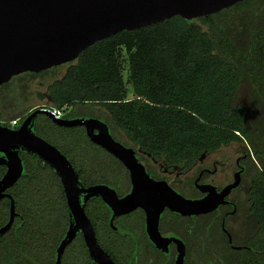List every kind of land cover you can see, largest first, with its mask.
Returning <instances> with one entry per match:
<instances>
[{
  "label": "trees",
  "instance_id": "trees-1",
  "mask_svg": "<svg viewBox=\"0 0 264 264\" xmlns=\"http://www.w3.org/2000/svg\"><path fill=\"white\" fill-rule=\"evenodd\" d=\"M66 63L63 75L47 86L50 107L62 109L66 118L98 117L115 139H126L168 165L189 166L204 151L239 142L245 154L241 204L255 233L235 239L248 247L225 244L217 264H264V0H241L206 16L176 14L123 29ZM50 68L22 73L34 76ZM15 76L0 85V122L6 125L16 117L20 123L24 112L16 110ZM242 84L247 96L238 103ZM32 128L68 157L83 183L95 182L94 168L108 153L82 125L62 126L38 113ZM20 156L23 172L7 189L15 216L0 235V264H56L55 248L68 220L63 189L47 162L30 152L20 151ZM5 169L0 164V177ZM89 214L98 229L103 220L95 219L97 211ZM8 217L4 196L0 226ZM89 259L79 237L65 249L61 264H88Z\"/></svg>",
  "mask_w": 264,
  "mask_h": 264
},
{
  "label": "water",
  "instance_id": "water-1",
  "mask_svg": "<svg viewBox=\"0 0 264 264\" xmlns=\"http://www.w3.org/2000/svg\"><path fill=\"white\" fill-rule=\"evenodd\" d=\"M241 0H0V85L22 72H38L75 59L96 40L120 30H132L173 15L191 19L206 16ZM44 113L62 126L82 125L88 138L118 157L128 168L131 189L118 197L103 184L84 186L68 157L32 128L33 118ZM20 151L30 152L47 162L61 182L70 214L69 227L55 248V263L61 264L65 247L77 230H81L90 256L98 264H115L99 245L90 218L84 210L88 196L100 195L112 209L111 220L122 213L142 207L150 239L159 243L157 223L164 207L184 215L207 213L226 201L232 188L239 185L243 167L221 189L205 183L196 186L205 194L186 197L165 180H155L136 158L132 146L116 140L105 121L94 116L55 117L50 107H35L18 126L0 122V164L6 169L0 177V198H9V217L0 226V235L12 225L15 202L7 189L23 172ZM80 193H84L81 201ZM178 256L182 264L184 243L177 237ZM231 239V237L229 238ZM240 247V246H235Z\"/></svg>",
  "mask_w": 264,
  "mask_h": 264
},
{
  "label": "flooded vegetation",
  "instance_id": "flooded-vegetation-1",
  "mask_svg": "<svg viewBox=\"0 0 264 264\" xmlns=\"http://www.w3.org/2000/svg\"><path fill=\"white\" fill-rule=\"evenodd\" d=\"M32 109L30 108L22 113L20 116L21 121ZM35 117L33 118L32 125ZM61 117H64V113H62ZM20 123H17L16 126ZM120 142L127 146H132L126 142ZM102 149L104 153L108 154L103 157L98 164L99 166L94 168L93 174L95 176V182L85 184L80 179V176L79 180L84 186L98 183L107 185L115 191L118 197H121L131 189L130 172L118 157L106 149ZM134 150L136 158L144 165L150 177L155 180H165L170 186L186 197L195 198L205 194V192L198 189L197 184L208 183L216 186V189L219 190L233 180L236 170L241 167H243V170L239 185L232 188L225 197L226 201L210 211L211 213L184 215L168 207H164L159 214L157 223L159 243L153 242L147 233L145 211L142 207H137L131 211L116 215L110 221L112 209L103 201L102 197L100 195L88 196L84 202L85 213L91 220L97 242L110 255L115 264H175V259L178 256V248L177 243L173 239H168L171 237H177L184 243L182 264H217L218 255L226 251L224 250L225 244L231 248L248 247L245 243L235 242V239L238 240V238L228 224L229 219L235 216L238 211L242 210L240 205L241 199L235 192L242 183V176L245 170V164L242 160L245 156L244 153L235 159L231 167V178H228L224 183H218L214 180L213 176L219 170L224 169L226 161L213 159L210 163L197 164L195 166H193L194 162L189 166L182 164L184 170L179 171L181 176L178 178L176 171H174V165L176 164L168 165L163 160L152 157L146 151L138 148H134ZM192 166L193 170L191 173L185 176V169L186 171L191 170ZM83 196L84 193H80L81 201H84ZM97 206L101 209L98 210ZM91 207L93 210H91ZM89 211H97V214H94L95 219L99 221L103 220V223H100L98 229L96 226L94 227L93 219H91ZM243 215L248 220L246 209L243 210ZM247 222L250 226L249 233L240 239H244L255 233L254 225L249 221ZM69 223L70 214L68 210L67 224L60 240L65 235ZM104 223H107V225ZM79 237L84 242L81 230L76 231L75 236L65 249ZM230 237L231 239H229ZM89 257L91 260H88V264H98L90 254ZM78 263V261H75L73 264Z\"/></svg>",
  "mask_w": 264,
  "mask_h": 264
},
{
  "label": "rangeland",
  "instance_id": "rangeland-1",
  "mask_svg": "<svg viewBox=\"0 0 264 264\" xmlns=\"http://www.w3.org/2000/svg\"><path fill=\"white\" fill-rule=\"evenodd\" d=\"M194 22L200 24L203 28L206 26L201 23L199 20L194 19ZM125 56V55H124ZM68 63H62L51 67L45 73L37 74V75H29L28 73H21L16 75L15 84L13 86L16 98V110H28L35 107H43L52 105L50 98L48 96L47 86L50 82L55 79L60 78L65 72ZM124 79L127 77L126 70L123 71ZM247 96V89L244 84H242L236 94V101L238 103H243ZM95 108H103L100 105L95 106ZM87 117L88 115H84ZM125 142L130 144V141L125 139ZM246 144V142H244ZM240 144L237 141H232L227 144L221 145L219 148L213 151H204L201 155L194 161V165L197 164H207L210 163L213 159H220L222 161H226L225 167L222 170H219L217 174H215L214 180L218 183H224L228 178H231V167L234 164L235 159L241 155ZM193 166L191 170L185 169V176L189 175L193 170ZM176 171V175L181 176L179 173L180 170H184L181 163L174 165ZM236 195L243 199L245 196L243 187H239L235 192ZM246 206L241 204V209L238 213L229 219V226L233 229V232L236 234V237L240 239L245 234L249 233L250 226L248 224V220L244 218L243 210H245ZM245 213V212H244Z\"/></svg>",
  "mask_w": 264,
  "mask_h": 264
},
{
  "label": "built area",
  "instance_id": "built-area-1",
  "mask_svg": "<svg viewBox=\"0 0 264 264\" xmlns=\"http://www.w3.org/2000/svg\"><path fill=\"white\" fill-rule=\"evenodd\" d=\"M50 109H51V111H52V113H53V115L55 117H61V115L63 113L62 112V109H59V108H56V107H50ZM18 121H19V118L18 117L13 118V119L10 120V125L11 126H16V124L18 123Z\"/></svg>",
  "mask_w": 264,
  "mask_h": 264
}]
</instances>
